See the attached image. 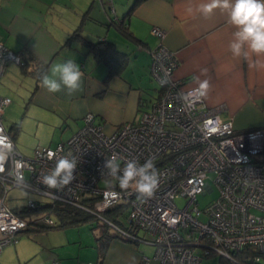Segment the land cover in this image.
Returning a JSON list of instances; mask_svg holds the SVG:
<instances>
[{"label":"built area","instance_id":"2783aa9c","mask_svg":"<svg viewBox=\"0 0 264 264\" xmlns=\"http://www.w3.org/2000/svg\"><path fill=\"white\" fill-rule=\"evenodd\" d=\"M150 32L160 39L149 50L150 74L160 86L158 98L136 121L112 132L104 131L94 115L86 113L83 125L67 140L52 147L38 146L27 156L3 124L11 99L0 95V135L14 145L0 173V251L29 224L6 203L7 191L21 187L88 211L121 236L154 246L158 264H202V258L212 254L234 261L246 247L256 251L255 261L264 254V129L235 130L232 118L220 114L223 105L210 108L198 85L183 87L182 80L172 77L178 59L162 42L166 30L152 25ZM27 60V55L7 48L0 38V77L9 61L22 65ZM68 153L78 161L76 179L60 191L46 188L39 181L41 173L54 167L56 157ZM113 154L121 158V167L129 159L140 164L153 160L159 178L151 196L122 190L116 180L102 177L105 158ZM252 155L259 158L254 160ZM210 173L217 195L201 210L197 196L213 189L206 181ZM18 175L22 183L17 182ZM101 179L106 185H98ZM178 200L183 204L178 205ZM25 203L37 205L34 199ZM119 203L128 207L127 222L138 234L103 215ZM43 219L52 223L49 215Z\"/></svg>","mask_w":264,"mask_h":264},{"label":"crops","instance_id":"0c3cea01","mask_svg":"<svg viewBox=\"0 0 264 264\" xmlns=\"http://www.w3.org/2000/svg\"><path fill=\"white\" fill-rule=\"evenodd\" d=\"M135 1L0 0V38L7 48L28 56L25 69L14 61L6 64L0 77V95L11 99L23 93L30 95L32 105L26 104L24 114L31 116L37 132L43 127L49 132V138L41 137L32 152L38 146H53L67 140L83 125L86 113H92L104 131L112 132L128 121H136L143 111L150 109L160 90L150 74L148 53L160 42L150 32L152 25L166 30L162 42L176 53L178 64L173 78L182 80L185 88L208 80L211 88L203 94L208 107L223 105L220 114L231 117L237 131L264 129V68L249 66L258 59L254 55L251 61L233 57L228 45L236 29L226 12L216 9L211 15H203L198 8L209 0H140L134 4ZM118 21L124 23L128 36L120 31ZM99 40L113 43L127 57L118 73L109 74L108 66L89 49V42ZM67 59L80 66V89L72 95L65 90L47 91L39 76L53 64ZM259 59L264 61V56ZM44 64L46 68L41 72ZM11 106L12 100L5 108L3 124ZM17 122H11V130L4 126L25 155L19 133L24 119ZM72 229L73 226L25 228L16 236L13 255L20 258L17 237L24 232L63 231L58 240L52 237L53 242L49 239L51 244H46L58 248L51 253V264H158L154 246L150 244L113 238L101 255L100 229L89 228L84 235L79 234V228L76 235L66 233ZM40 246L33 245V252L21 255V259H31ZM5 249H1L0 256ZM202 264L233 263L212 254L204 256Z\"/></svg>","mask_w":264,"mask_h":264},{"label":"clouds","instance_id":"9594fccd","mask_svg":"<svg viewBox=\"0 0 264 264\" xmlns=\"http://www.w3.org/2000/svg\"><path fill=\"white\" fill-rule=\"evenodd\" d=\"M216 9L226 12L230 24L236 29L228 45L233 57L251 61L254 55L258 59L250 62L249 66L264 68V61L259 59L264 56V0H209L201 4L198 11L208 16ZM39 79L41 86L51 93L65 90L68 95H72L81 87L82 72L74 60L67 59L53 64ZM210 88L208 80L199 81L198 90L201 94H206ZM13 151L12 141L0 135V173L5 171ZM77 165V158L71 153L58 156L54 167L47 173H41L39 181L48 189L63 190L76 179L74 173ZM101 175L116 180L122 190L131 189L141 197L153 194L159 178L152 159H147L143 164L135 159L125 160L121 167V158L117 154L105 158ZM16 179L18 183L23 182L22 176L18 175Z\"/></svg>","mask_w":264,"mask_h":264},{"label":"rangeland","instance_id":"374dc122","mask_svg":"<svg viewBox=\"0 0 264 264\" xmlns=\"http://www.w3.org/2000/svg\"><path fill=\"white\" fill-rule=\"evenodd\" d=\"M153 81L155 82V84L157 83L154 79ZM11 100H12V106L8 109L7 115H5L4 124H6V127L10 128L9 130H11L12 129L11 122L18 121L21 123L22 119H24V123H22V125H20V128H19L20 136L22 137V140L24 142V148L22 150L26 153L25 155L32 156L34 153V151L32 152V149L34 148L38 140H40L41 137L44 138L43 136L47 138L49 132L47 128L45 127L39 128L37 132V127L35 124H33L31 116H29L28 114L27 115L24 114L26 104L29 106L32 105V99H30V95L23 93V95L20 94L19 97H12ZM48 146L52 147L50 145ZM252 158L256 160L257 158H259V155H252ZM211 177H212V173L209 174V177L206 179V181H209V184L213 187V189L209 192H206L205 194H199L197 196V205L199 209L201 210H203L208 205V203L212 201L217 195V191L211 180ZM106 183L107 181L103 179L98 181L99 186H104L106 185ZM28 199L38 200L39 202H41V204L47 201H50L49 198L45 196L39 195L37 193L23 189L21 187H12L6 193V203L11 208L13 206H17V205L20 206V205L25 204V202ZM177 203L178 205H182L183 201L178 200ZM44 214H46L45 211H42V210L34 211L33 210L29 214H27L25 217L28 219V221H35L38 219L41 223H43L42 221H44L43 219ZM203 217H204L203 214L199 216V218L201 219ZM52 218L55 219L54 214H52ZM82 221L83 222H81L78 226H73L74 229L66 230V233H68L69 235L70 233H72L73 235H76L77 229L79 228V230L81 229V232L79 234L84 235V233L87 230L90 231L89 228L93 225H94V228H93L94 230H97L98 228L103 226L100 220H94L92 216H88L85 220H82ZM96 225H98L97 226L98 228L96 227ZM43 231L44 230H41L38 232L28 231V232H24L20 234V236L17 237L19 239L17 248H18V253L20 255V258H18L17 255H13L15 253L14 248H16V246L14 247V244H15L14 242H11L10 244L5 245L4 249L7 246H8V249H5L4 253L0 256V263L1 264H51V261H50L51 253L53 251H57L58 248H56L55 250L52 247L51 248L47 247L46 244H51L52 237H54L55 240H58L60 237L59 235L63 234L64 232L63 231H51L49 233H45ZM49 239L51 241L48 242ZM36 244L41 245L39 247V250L33 256L31 255L32 256L31 259L28 258L25 261L22 260L21 255L23 256L27 254V252H30V253L33 252V248H34L33 245L35 246ZM9 245H12V246H9ZM10 247H12V251ZM19 259L21 260L19 261Z\"/></svg>","mask_w":264,"mask_h":264},{"label":"trees","instance_id":"16d2710c","mask_svg":"<svg viewBox=\"0 0 264 264\" xmlns=\"http://www.w3.org/2000/svg\"><path fill=\"white\" fill-rule=\"evenodd\" d=\"M140 0H136L134 4H136ZM120 28V31L127 36L129 35L126 27L124 26V23H120L119 21L117 22ZM74 35H77L75 33ZM73 35V36H74ZM70 39V38H69ZM89 49L92 51V53L95 55V57L101 61H103L107 66H108V71L109 74H116L120 71V69L124 66L125 61L127 57L119 52L116 47L114 46L113 43L104 41V40H99L95 42H89ZM149 55V53H148ZM150 57V55H149ZM23 69L27 67V64H22L21 65ZM46 64L41 66V72L45 70ZM40 77V76H39ZM38 77V78H39ZM85 201L89 199V197L84 198ZM83 199V200H84ZM37 205L35 207H28L25 204L20 205V206H13L12 208L15 209L16 212L20 213L22 216H26L29 214L31 211H36V210H42L45 211V215H49L50 218L52 219L51 224H47L45 222L41 223L39 220L35 221H28L29 224L26 228L30 227L32 229H52V228H65V227H70V226H77L82 220H85L88 216H92L94 220H100L102 222V227L98 228L100 229V254L103 255L104 250L106 248V245L110 239L113 238H119L124 241H128L130 243L134 244H142L141 242L138 241H133L131 239L125 238L121 236L119 233L114 231L113 229H109V227L97 216L91 214L88 211L82 210L78 207L68 205L65 203L61 202H55V201H47L45 203L39 202L38 200H35ZM87 205H91L89 203H86ZM127 212H128V207L125 204H116L110 208L107 209L106 212H104V216L106 218L112 219L113 221H116L119 226H122L128 230H131L133 233L138 234V229L133 228L131 224H129L127 221ZM52 214L55 215V219L52 218ZM94 225L90 227L91 230H93ZM256 254V251L251 248V247H246V250H244L242 253H236L235 254V260L230 261V260H224L225 262L228 263H233V264H264V254L260 255V259L257 261L254 260V255ZM260 254V253H259ZM90 264V263H86ZM92 264V263H91Z\"/></svg>","mask_w":264,"mask_h":264}]
</instances>
